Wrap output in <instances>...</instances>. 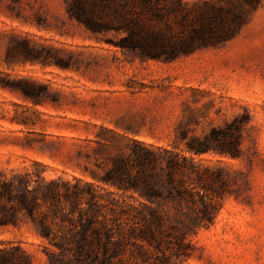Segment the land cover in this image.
I'll return each instance as SVG.
<instances>
[{
	"label": "rangeland",
	"instance_id": "1",
	"mask_svg": "<svg viewBox=\"0 0 264 264\" xmlns=\"http://www.w3.org/2000/svg\"><path fill=\"white\" fill-rule=\"evenodd\" d=\"M105 37L119 35L86 30L68 18L63 0H0V174L37 168L47 179L91 182L77 153L94 146L83 140L100 126L167 145L182 130L203 136L239 118L238 157L194 156L228 171L230 192L214 223L172 260L264 264V0L228 40L170 61L132 57ZM7 242L47 264L30 224L0 227V246Z\"/></svg>",
	"mask_w": 264,
	"mask_h": 264
},
{
	"label": "trees",
	"instance_id": "2",
	"mask_svg": "<svg viewBox=\"0 0 264 264\" xmlns=\"http://www.w3.org/2000/svg\"><path fill=\"white\" fill-rule=\"evenodd\" d=\"M261 0H63L68 18L124 54L170 61L233 36ZM46 64V57L40 56ZM58 61H61L60 59ZM244 120L167 145L100 126L77 157L91 182L43 170L0 174V227L30 224L47 264H177L185 240L209 228L230 192L229 173L196 161L238 157ZM155 254L152 255V252ZM167 251L169 253H167ZM159 253V255H157ZM0 264H33L14 242L1 243Z\"/></svg>",
	"mask_w": 264,
	"mask_h": 264
}]
</instances>
